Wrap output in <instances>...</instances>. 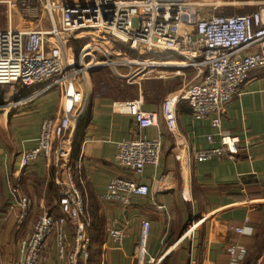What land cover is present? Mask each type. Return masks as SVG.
<instances>
[{
	"label": "crops",
	"instance_id": "crops-1",
	"mask_svg": "<svg viewBox=\"0 0 264 264\" xmlns=\"http://www.w3.org/2000/svg\"><path fill=\"white\" fill-rule=\"evenodd\" d=\"M8 27L28 31L51 26L0 29ZM75 41L76 51L72 48ZM88 41V37L76 38L66 46L77 54ZM131 56L140 59L148 55L133 52ZM107 70L115 84L128 83L134 88L130 99L141 97L145 110L158 113L157 126L141 130L133 117L113 110L116 95L108 87L95 85V77ZM131 70L121 65L99 66L57 87L36 85L19 88L18 93L11 86L0 88V104H12L0 125V264L19 263L20 242L31 233L37 218L61 213L57 179L66 177L69 169L86 201L89 264H190L191 260L234 264L228 252L232 242L245 249L240 264L252 263L263 253L264 68L251 72L241 94L226 104L222 115L220 128L239 138L237 154L209 159H197L196 152L222 147L220 129L212 118L195 119L185 99L177 107L174 129L162 115L165 100L184 94L192 83L203 80L205 69L189 68L183 58L175 56L157 59L142 76L135 72L131 76ZM63 114L72 120L65 140L67 157L49 166L42 157L25 162L23 153L36 147L43 120ZM138 136L160 138L162 144L159 163L147 165L141 176L116 160L120 143ZM59 143L54 138L52 149ZM118 177L148 185L149 193L129 195L128 205L103 200L109 182ZM17 194L31 201L29 216L22 223L18 222L21 208ZM143 220L150 222L151 229L141 258ZM114 226L125 232L120 243L109 235ZM243 226L250 235L235 232ZM73 231L68 223L69 242ZM46 255L43 264H67L57 257L54 236L48 239Z\"/></svg>",
	"mask_w": 264,
	"mask_h": 264
},
{
	"label": "built area",
	"instance_id": "built-area-1",
	"mask_svg": "<svg viewBox=\"0 0 264 264\" xmlns=\"http://www.w3.org/2000/svg\"><path fill=\"white\" fill-rule=\"evenodd\" d=\"M18 3L22 5L25 19L28 16L41 18L47 13L45 22L51 27L28 31L11 27L0 29L1 89L11 86L13 92L18 93L19 88L36 85L57 87L99 66H143L138 69L144 72L159 58L168 60L179 56L187 67L205 69L206 74L184 94H174L165 100L162 115L168 127H176L177 107L185 99L195 119L212 118L220 129L222 147L198 151L196 158L237 154L239 138L220 128L221 119L226 104L241 94L251 72L264 68V6L250 14H214L186 24L183 18L172 22L162 17V8L169 4L160 0H0V4L6 5L8 26H13V16L20 11ZM86 37L89 41L77 54L66 46L72 39ZM133 52L149 57L134 59ZM143 103L141 97L118 99L113 102V110L133 117L141 130L157 126L158 113L145 110ZM11 107V103L0 104V125ZM71 126L68 114L45 118L36 147L24 152L23 160L28 163L42 157L48 166L59 164L67 157L63 147H66ZM54 138L60 141L55 150L52 149ZM208 140L212 141L213 136H208ZM161 147L160 138L138 136L120 143L116 160L123 168L141 176L147 165L159 163ZM67 175L65 179H57L61 213H45L37 218L31 233L20 242L22 258L18 264H43L47 260L46 248L51 236L55 237L59 260L67 264H89L91 240L86 201L71 169ZM148 193V185L129 177H118L109 182L102 199L128 205L129 195ZM17 197L21 208L18 222L22 223L29 216L31 201L27 197ZM68 223L74 230L71 242L66 235ZM150 229V222L143 220L139 244L141 258ZM235 232L251 234L246 226L235 228ZM109 235L114 242L120 243L125 232L114 226ZM244 250L237 242L230 243L228 252L234 264L241 263ZM190 264L197 262L191 260ZM254 264H264V250Z\"/></svg>",
	"mask_w": 264,
	"mask_h": 264
},
{
	"label": "rangeland",
	"instance_id": "rangeland-1",
	"mask_svg": "<svg viewBox=\"0 0 264 264\" xmlns=\"http://www.w3.org/2000/svg\"><path fill=\"white\" fill-rule=\"evenodd\" d=\"M160 2L169 4V6H166L162 8V17H165V19L169 18V20H172V22H175L176 20H179L180 18L183 20H186V24H193L197 20L210 17L211 15H240V14H250L256 10H259L261 7L264 6V0H160ZM17 8L20 10L18 12H15L13 16L12 25L13 26H24V25H31V26H49L46 24H41V21H47L48 20V14L44 13L41 18L38 16H28L25 17V14L23 13L22 5L20 3L17 4ZM0 26H8V17L6 12V5L0 4ZM76 43L72 48L73 50L77 49L78 42ZM74 43V42H73ZM143 67V66H140ZM139 66H133L131 76H134V72L136 71L135 75L142 76L144 73L147 72L145 70L142 72V69ZM110 71H106V73H102L98 77H95V85L97 87L102 88V86H106L108 88H114L115 86V80L112 78ZM191 76V75H190ZM189 77V76H188ZM192 83V82H190ZM196 83V82H194ZM192 83V84H194ZM125 86V85H124ZM127 83V87H128ZM121 87V85H119ZM125 89V87H123ZM127 96L120 95L118 92L115 91V95L117 97V100H124V99H130L128 96H132L134 93V90H128ZM63 149H67L66 147H63ZM66 152V151H65ZM68 174V173H67ZM68 177V175H66ZM66 177H63L62 179H65ZM75 181V179H74ZM79 187V186H78ZM81 190V189H80ZM82 191V190H81ZM83 193V192H82ZM85 199V198H84ZM70 251V250H69ZM262 255V254H261ZM260 255V256H261ZM259 256V257H260ZM258 257V258H259ZM257 258V259H258ZM254 264V262H247V264Z\"/></svg>",
	"mask_w": 264,
	"mask_h": 264
},
{
	"label": "trees",
	"instance_id": "trees-1",
	"mask_svg": "<svg viewBox=\"0 0 264 264\" xmlns=\"http://www.w3.org/2000/svg\"><path fill=\"white\" fill-rule=\"evenodd\" d=\"M125 85V86H124ZM123 86H121V87H119V83L118 84H115V86H114V88H109L111 91H110V93H114L115 94V91L116 92H118V94H120V95H125V96H127V94H129L128 93V90H131V89H133L134 90V88L133 87H130V86H128L127 87V85L126 84H124ZM104 87H106V86H104ZM103 86H102V88H104ZM123 87H125V89H123Z\"/></svg>",
	"mask_w": 264,
	"mask_h": 264
}]
</instances>
